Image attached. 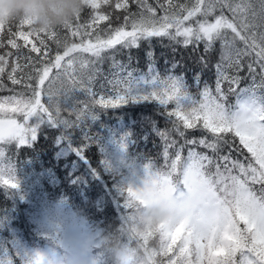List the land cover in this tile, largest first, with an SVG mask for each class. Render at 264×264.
I'll return each instance as SVG.
<instances>
[{"label": "snow or ice", "instance_id": "obj_1", "mask_svg": "<svg viewBox=\"0 0 264 264\" xmlns=\"http://www.w3.org/2000/svg\"><path fill=\"white\" fill-rule=\"evenodd\" d=\"M132 4L138 11H131ZM105 7L122 10V21L117 15L115 20L121 22L114 24L112 12H104ZM86 9L90 10L86 20L81 22V13L63 26L64 39L58 32H36L26 20L16 24L15 31L12 26H0V48L6 46L7 33V45L16 50L0 55V77L15 55L7 77L12 85L22 86L21 91L11 89L13 95L0 97V144L20 146L34 140L33 117L52 122L78 117L95 106L153 104L166 127L161 130L151 117L146 122L162 141L158 155L163 164L157 166L150 160L145 174L171 189L177 204L175 217L161 226L162 264H264V0H155V4L149 0H89ZM158 9L163 15H158ZM103 22L107 23L102 27ZM229 31L245 47L226 54L225 49L231 47ZM154 38H167L185 48L202 43L205 55L198 63L203 68L208 67L207 56L219 41L214 88L206 81L201 86L203 68L193 74L191 86L183 74H175L177 62L161 75L151 50ZM49 41L56 45L54 55ZM142 41L150 49L145 54L146 72L131 66V50L138 49ZM125 50L126 61L118 59ZM106 62L110 77L103 71ZM245 69L248 75L242 76ZM100 76L109 86L103 92L93 88ZM3 90L5 85L0 82ZM77 90L87 98L65 116L55 98ZM230 96H235V103H230ZM197 131L199 137L189 136ZM234 151L245 158L234 157ZM4 155L0 149V157ZM6 171L10 179H4L5 170L0 169V182L15 188L16 183H10L15 181L12 168ZM174 177L179 179L174 181ZM144 195L148 194L128 188L126 207L129 200ZM0 264H13L7 250ZM20 264H25L22 258Z\"/></svg>", "mask_w": 264, "mask_h": 264}, {"label": "trees", "instance_id": "obj_2", "mask_svg": "<svg viewBox=\"0 0 264 264\" xmlns=\"http://www.w3.org/2000/svg\"><path fill=\"white\" fill-rule=\"evenodd\" d=\"M149 2L155 4V0ZM130 9L132 12L138 11L135 4L130 5ZM103 11L112 12L114 24L121 22L125 15L122 10L113 11L109 7ZM89 12V9L82 12L81 22L88 18ZM117 15L121 21L115 20ZM158 15H163L159 9ZM225 15L231 18L227 10ZM106 23L103 22L102 27ZM12 30H16L15 25ZM58 33L61 39L67 36L63 28ZM228 38L234 39L235 48L245 47L230 31ZM73 39L79 42V38ZM4 44L6 46L0 48V55L9 51L16 52L7 45V33L4 34ZM49 45L54 55L56 45L51 41ZM220 49L218 41L207 56L208 67L203 68L198 63L199 57L205 55L202 43L187 48L167 38H154L151 43L155 66L161 75L171 68L173 62H177L179 67L174 70L175 74H183L190 86L193 85V74L201 72L203 68L201 86L206 81L214 88V65L220 59ZM149 50L147 41H142L138 49L131 50V66L139 72L147 71L148 60L145 54ZM23 52L27 54V49H23ZM127 54L125 50V54L118 59L126 61ZM15 59V55L9 58V69L0 77V82L5 85V90L0 91V97L13 95L11 89L16 92L22 90L21 85H12L7 77V71ZM102 67L105 75L110 77L108 63ZM241 75H248L246 69ZM250 82V79L243 81L241 87ZM93 88L103 92L109 86L105 78L100 76L95 80ZM190 90L194 94L197 91L194 86ZM86 98L84 92L77 90L68 96L61 95L55 101L67 116L66 112L78 110V102ZM235 99V96H230V103H235ZM42 102H46V98ZM154 108L153 104L141 101L118 107L95 106L87 113L66 120L50 122L33 117V126L36 128L34 140L30 139L20 146L16 142L0 144V149L5 152L1 161L11 164L15 177V181L10 180V183L15 182L17 185L10 188L0 182V258H3L7 250L13 264H20V258L25 262V258L37 250L50 251L49 237L44 233V226L46 210L53 205L61 210L79 213L87 224L102 229L115 228L125 223L129 211L126 207L128 188L135 190L142 185L145 165L150 160L157 166L163 164L162 157L158 155L162 152V141L146 122L151 117L157 121L161 130L166 127L164 117L156 113ZM192 135L199 137L201 133L190 132L189 136ZM197 150L206 151L200 148ZM232 154L238 159L245 158L239 151ZM183 155H187V149Z\"/></svg>", "mask_w": 264, "mask_h": 264}, {"label": "clouds", "instance_id": "obj_3", "mask_svg": "<svg viewBox=\"0 0 264 264\" xmlns=\"http://www.w3.org/2000/svg\"><path fill=\"white\" fill-rule=\"evenodd\" d=\"M88 6L89 0H0V26L26 20L36 32H58ZM230 43L226 54L235 49V41ZM155 181L145 174L137 190L148 195L129 200L126 221L115 228L89 225L79 213L51 206L44 226L50 251L31 253L25 264H162L161 226L175 217L177 204L173 191Z\"/></svg>", "mask_w": 264, "mask_h": 264}, {"label": "rangeland", "instance_id": "obj_4", "mask_svg": "<svg viewBox=\"0 0 264 264\" xmlns=\"http://www.w3.org/2000/svg\"><path fill=\"white\" fill-rule=\"evenodd\" d=\"M2 97H6V96H2ZM36 120H37V117H36ZM10 167L12 168L11 164L3 163L1 161V157H0V169H4L5 170L4 179H10L9 175H8V173L6 171Z\"/></svg>", "mask_w": 264, "mask_h": 264}]
</instances>
